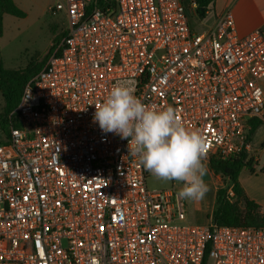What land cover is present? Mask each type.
I'll return each instance as SVG.
<instances>
[{"label": "built area", "instance_id": "built-area-1", "mask_svg": "<svg viewBox=\"0 0 264 264\" xmlns=\"http://www.w3.org/2000/svg\"><path fill=\"white\" fill-rule=\"evenodd\" d=\"M115 1L106 12L99 0L51 8L68 29L0 144V264H264V227L188 223L175 181L149 190L128 140L93 122L95 104L131 79L146 106H171L202 133L205 164L251 154L247 123H264V31L239 35L227 12L198 32L194 0Z\"/></svg>", "mask_w": 264, "mask_h": 264}, {"label": "clouds", "instance_id": "clouds-1", "mask_svg": "<svg viewBox=\"0 0 264 264\" xmlns=\"http://www.w3.org/2000/svg\"><path fill=\"white\" fill-rule=\"evenodd\" d=\"M93 122L105 133L128 140L129 155L157 180L183 182L179 199L199 201L208 187L204 181L207 141L185 125L171 106L154 109L135 95L131 79L117 81L102 103L95 104Z\"/></svg>", "mask_w": 264, "mask_h": 264}, {"label": "rangeland", "instance_id": "rangeland-1", "mask_svg": "<svg viewBox=\"0 0 264 264\" xmlns=\"http://www.w3.org/2000/svg\"><path fill=\"white\" fill-rule=\"evenodd\" d=\"M17 5L26 13L25 18L9 16L6 21L5 33L0 39V56L7 69H23L33 64L36 67L44 65L50 56L53 44L60 40L67 31L69 21L64 11H52L56 0H16ZM189 21L192 28L202 31L207 24L197 16L196 10L190 11ZM4 109V99L0 92V113ZM264 125L258 129L253 138V151L248 155L253 160L251 173H263L264 168ZM0 138H4L3 135ZM209 162V160H208ZM208 162L204 181L208 187L203 199L187 202V221L195 225H207L211 218L214 201L212 181L217 177L211 175ZM247 170V169H245ZM248 171V170H247ZM250 171V170H249ZM247 174V173H244ZM220 178L218 189L224 188L226 180ZM264 178V176L262 177ZM157 180L153 175L147 179L149 190H167L173 187V182ZM177 191L182 187V182H177ZM264 188V179L262 181ZM211 188V191H210ZM229 198L230 190L227 194Z\"/></svg>", "mask_w": 264, "mask_h": 264}, {"label": "trees", "instance_id": "trees-1", "mask_svg": "<svg viewBox=\"0 0 264 264\" xmlns=\"http://www.w3.org/2000/svg\"><path fill=\"white\" fill-rule=\"evenodd\" d=\"M194 1L198 5L197 16L201 19L206 17L210 7L215 2V0ZM98 7L106 12L111 8H116V1L99 0ZM7 15L16 18L26 17V13L14 0H0V39L4 35V18ZM60 40L53 44L50 55ZM45 64L40 67L30 64L23 69H7L0 56V92L4 99V109L0 113V136L3 135L4 138H0V144L8 143L12 126H20L18 114L15 110L20 103L26 84L37 75ZM247 124L249 126V139L253 141L256 132L264 123L257 118H253ZM252 162L253 160L246 153L235 154L227 160H222L216 156L209 159V171L213 175L226 180L227 183L224 188H220L216 192L211 216L213 223L219 226L264 227V212L257 203L247 196L239 181V175L243 170L253 171ZM229 190L234 194L232 198L227 196Z\"/></svg>", "mask_w": 264, "mask_h": 264}, {"label": "crops", "instance_id": "crops-1", "mask_svg": "<svg viewBox=\"0 0 264 264\" xmlns=\"http://www.w3.org/2000/svg\"><path fill=\"white\" fill-rule=\"evenodd\" d=\"M14 1L16 4H18L16 0ZM227 12H232L239 35L245 36L257 29H261L264 31V0H215L213 5L210 7V10L208 11L206 17L202 19L207 24V26L203 27V29L212 28L216 24L218 19ZM8 17L9 16L7 15L4 18V33ZM263 140L264 137L258 143L262 142ZM209 173L212 175L210 171ZM263 176L264 173L256 174L251 173V171L249 170H243L239 175V181L244 188L247 196L255 203H257L264 212V188L262 187V181L264 179L262 178ZM219 184L220 178L216 177L214 181H212V186H214L213 205L215 202L216 192L218 190ZM188 223L190 222L188 221Z\"/></svg>", "mask_w": 264, "mask_h": 264}]
</instances>
